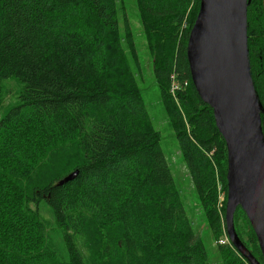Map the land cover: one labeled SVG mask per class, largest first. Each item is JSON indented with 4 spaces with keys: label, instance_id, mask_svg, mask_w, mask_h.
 I'll return each mask as SVG.
<instances>
[{
    "label": "trees",
    "instance_id": "obj_1",
    "mask_svg": "<svg viewBox=\"0 0 264 264\" xmlns=\"http://www.w3.org/2000/svg\"><path fill=\"white\" fill-rule=\"evenodd\" d=\"M247 1L264 123V0ZM200 2L136 0L156 85L220 243L227 200L218 213L217 181L228 198V151L187 56ZM119 17L117 0H0V264H209L131 72L130 21L124 11L123 37ZM235 229L264 264L252 225L248 241ZM217 252V264H248L231 242Z\"/></svg>",
    "mask_w": 264,
    "mask_h": 264
},
{
    "label": "water",
    "instance_id": "obj_2",
    "mask_svg": "<svg viewBox=\"0 0 264 264\" xmlns=\"http://www.w3.org/2000/svg\"><path fill=\"white\" fill-rule=\"evenodd\" d=\"M190 33L188 62L201 99L214 108L228 151L227 236L249 264H261L235 229L245 211L264 256V131L248 56L247 0H201ZM235 121V122H233ZM75 170L58 185L77 178Z\"/></svg>",
    "mask_w": 264,
    "mask_h": 264
},
{
    "label": "rangeland",
    "instance_id": "obj_3",
    "mask_svg": "<svg viewBox=\"0 0 264 264\" xmlns=\"http://www.w3.org/2000/svg\"><path fill=\"white\" fill-rule=\"evenodd\" d=\"M117 3L119 6L120 15V31L123 37L124 25L122 16L124 11L126 12L127 17L130 21L135 54L131 52V50L127 46V43L125 42L124 47L126 49V53L129 54V60L132 65L131 72L134 75H137L140 84L139 88L141 90V96L151 115L152 123L155 129L160 134L163 151L166 155L167 160L172 166L173 174L182 193L183 202L189 214L193 218L195 228L204 241V245L210 258L209 264H217V260L218 258H220L217 252L220 243L219 240L215 238L209 226V223L204 216L197 193L191 181L189 171L187 168H185L178 141L168 118V112L163 104L160 91L156 85V81L152 73L153 57L149 49V44L145 35L141 15L136 0H117ZM135 56L137 57V61H135ZM138 74H140L141 76L139 77ZM11 90H13V92L12 94L9 93L7 103H11L12 101H14L16 84H12ZM261 123L263 127L264 123L262 121ZM217 189L218 205L216 206V208L218 209L219 213L224 208L223 201L227 200V196L225 195L223 186L221 185L220 181H217ZM236 219L237 221L235 225L239 228V231L242 234L243 238L247 241L250 240L249 232L251 229V225L245 213H239ZM243 259L246 260L245 258Z\"/></svg>",
    "mask_w": 264,
    "mask_h": 264
},
{
    "label": "built area",
    "instance_id": "obj_4",
    "mask_svg": "<svg viewBox=\"0 0 264 264\" xmlns=\"http://www.w3.org/2000/svg\"><path fill=\"white\" fill-rule=\"evenodd\" d=\"M171 83H172L171 93H172L173 97L176 99L175 94H176V92L180 89V86H181V85H180L179 83L176 82L174 75L172 76V81H171ZM186 84H187V83H185L184 85H186ZM220 243H221V244L229 243V239H228V238H224V239H222V240L220 241Z\"/></svg>",
    "mask_w": 264,
    "mask_h": 264
},
{
    "label": "bare ground",
    "instance_id": "obj_5",
    "mask_svg": "<svg viewBox=\"0 0 264 264\" xmlns=\"http://www.w3.org/2000/svg\"><path fill=\"white\" fill-rule=\"evenodd\" d=\"M233 122H235V121H233ZM225 199V198H224ZM223 239V238H222ZM230 243V242H229ZM221 245V244H220ZM223 245V244H222Z\"/></svg>",
    "mask_w": 264,
    "mask_h": 264
}]
</instances>
